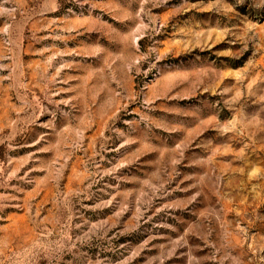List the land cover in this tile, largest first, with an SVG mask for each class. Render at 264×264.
Returning <instances> with one entry per match:
<instances>
[{
  "label": "rangeland",
  "instance_id": "1",
  "mask_svg": "<svg viewBox=\"0 0 264 264\" xmlns=\"http://www.w3.org/2000/svg\"><path fill=\"white\" fill-rule=\"evenodd\" d=\"M0 264H264V0H0Z\"/></svg>",
  "mask_w": 264,
  "mask_h": 264
}]
</instances>
